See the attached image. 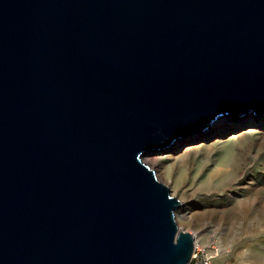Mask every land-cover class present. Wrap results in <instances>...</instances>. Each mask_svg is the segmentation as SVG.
I'll list each match as a JSON object with an SVG mask.
<instances>
[{"label": "water", "instance_id": "water-1", "mask_svg": "<svg viewBox=\"0 0 264 264\" xmlns=\"http://www.w3.org/2000/svg\"><path fill=\"white\" fill-rule=\"evenodd\" d=\"M264 110V0H0V264H191L141 163Z\"/></svg>", "mask_w": 264, "mask_h": 264}, {"label": "bare ground", "instance_id": "bare-ground-1", "mask_svg": "<svg viewBox=\"0 0 264 264\" xmlns=\"http://www.w3.org/2000/svg\"><path fill=\"white\" fill-rule=\"evenodd\" d=\"M251 116L253 118H250ZM204 128L205 126L201 127L200 130L196 129L183 135L168 148L159 152H148L141 158L142 165L151 171L156 180L168 190L169 197L179 203L180 206L174 211V218L179 233L186 232L184 225H188L198 215L195 208L187 203V198L192 196L190 191L188 189L182 190L183 187L181 189L178 187L179 180L177 175L179 171H182V168L191 173L199 157L208 155L209 159L215 158L213 154L217 149L219 150L220 147L233 143L240 147L235 153L236 158L234 157L231 163L216 164L211 173V181L226 179L232 175L235 177L234 184L238 187L240 182L249 180L250 172L253 169L261 170L264 173V110L254 111L253 114L241 118L238 115L227 112L207 129L204 130ZM231 129L233 131L229 132ZM173 145H175V148L172 147ZM170 147L172 148L170 149ZM209 165H204V167ZM255 187L252 186L251 190L250 188L243 189L241 194L244 196L245 204H250V191L252 193L256 191L257 188ZM254 193L257 194V192ZM205 199L211 204L215 202L216 196L206 195ZM235 207V203L232 200L223 208L208 206L205 210V216L213 224L231 216ZM196 223L198 222L196 221ZM192 237L195 246L198 245L200 242L199 238L197 236Z\"/></svg>", "mask_w": 264, "mask_h": 264}, {"label": "rangeland", "instance_id": "rangeland-1", "mask_svg": "<svg viewBox=\"0 0 264 264\" xmlns=\"http://www.w3.org/2000/svg\"><path fill=\"white\" fill-rule=\"evenodd\" d=\"M197 130H200V127ZM175 145L172 147L175 148ZM236 146L231 143L220 147L212 159H209L208 155L199 157L191 173L183 168L178 172V187L190 191L192 196L187 198V203L195 208L196 214L199 215L188 225H184L185 231L197 236L200 240L198 246L204 248L208 254L213 250L215 253L218 251L212 264H264V173L253 169L249 180L240 182L241 185L238 187L235 186V177L232 175L226 179H217V182L210 180L216 164L231 163L234 157L236 158L235 153L240 148ZM207 164L211 166L204 167ZM252 186H256L257 190L254 192L257 194L250 191L252 194L250 204H245L241 193L246 188L251 190ZM206 195L216 196L215 202L211 204L207 202ZM229 199L234 201L236 211L234 210L231 216L214 222L213 225L205 216L206 207L223 208L231 201Z\"/></svg>", "mask_w": 264, "mask_h": 264}, {"label": "built area", "instance_id": "built-area-1", "mask_svg": "<svg viewBox=\"0 0 264 264\" xmlns=\"http://www.w3.org/2000/svg\"><path fill=\"white\" fill-rule=\"evenodd\" d=\"M217 252L218 251L215 253L213 250L211 254H208L204 248H200L198 245H196L191 264H212L213 260L217 256Z\"/></svg>", "mask_w": 264, "mask_h": 264}]
</instances>
